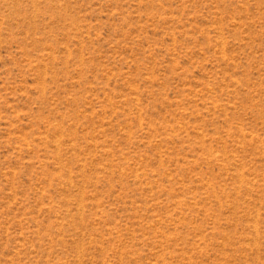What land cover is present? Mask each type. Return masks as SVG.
<instances>
[{"label": "rangeland", "instance_id": "rangeland-1", "mask_svg": "<svg viewBox=\"0 0 264 264\" xmlns=\"http://www.w3.org/2000/svg\"><path fill=\"white\" fill-rule=\"evenodd\" d=\"M0 264H264V0H0Z\"/></svg>", "mask_w": 264, "mask_h": 264}]
</instances>
